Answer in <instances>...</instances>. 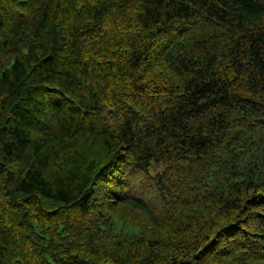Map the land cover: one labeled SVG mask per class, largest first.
I'll use <instances>...</instances> for the list:
<instances>
[{"label":"trees","instance_id":"trees-1","mask_svg":"<svg viewBox=\"0 0 264 264\" xmlns=\"http://www.w3.org/2000/svg\"><path fill=\"white\" fill-rule=\"evenodd\" d=\"M0 264H264V0H0Z\"/></svg>","mask_w":264,"mask_h":264}]
</instances>
